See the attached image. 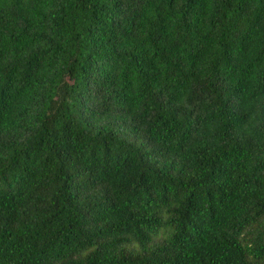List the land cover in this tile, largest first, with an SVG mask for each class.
<instances>
[{"label":"trees","instance_id":"1","mask_svg":"<svg viewBox=\"0 0 264 264\" xmlns=\"http://www.w3.org/2000/svg\"><path fill=\"white\" fill-rule=\"evenodd\" d=\"M0 264H264V0H0Z\"/></svg>","mask_w":264,"mask_h":264}]
</instances>
